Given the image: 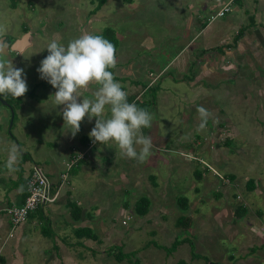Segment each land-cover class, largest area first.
Segmentation results:
<instances>
[{
	"label": "rangeland",
	"instance_id": "obj_1",
	"mask_svg": "<svg viewBox=\"0 0 264 264\" xmlns=\"http://www.w3.org/2000/svg\"><path fill=\"white\" fill-rule=\"evenodd\" d=\"M28 1L16 0V7L13 8L12 0H0V34L22 38L29 31L23 32L30 28L29 23L35 32L40 33L34 41L35 45L24 53L19 66L28 75V91H32L33 83L40 79L37 69L49 54L46 48L52 40L64 45L83 28L90 27V30L96 29L101 34L105 28L111 27L125 43L129 33H124L118 24H123L124 29L135 25L131 22L133 18L121 15L127 5L123 0L108 2V6L104 4L99 11L93 10L96 12L93 15L91 11L97 2L92 0H30L33 8L28 7ZM44 8L48 11L40 15L39 11H44ZM156 11L158 18H163V13L167 15L168 11H174L180 19L186 20L183 10L172 0H163ZM214 11L203 13L207 21ZM92 16L96 19L90 20ZM189 18L192 19V30L194 26L196 29L195 17L190 13ZM244 20L246 23V17ZM141 23L139 21L138 25ZM43 29H46L45 33ZM162 40L161 48L154 49L155 53L158 52L155 54L156 61L161 60L160 67L151 75L147 73L149 80L143 78L144 84L148 82L147 86L152 87L149 95H155L154 105L152 103L153 106L148 109L153 111L155 118L152 127L144 132L151 135L154 144L152 153L143 163L135 159H116V164L122 165L126 179L119 177L114 187L119 191L106 194L108 202L112 200V208L108 204L109 214L105 224L101 225L100 221V229L94 228L102 243L96 241L95 247L85 248L87 254L81 248L73 249L70 264H264V86H258L261 81H257L255 85L241 90L233 79L218 85L202 82L196 87L195 83H190L191 72H187L183 79L173 71L174 66H167L161 72L163 60H167L165 64L169 63V56L178 50L174 40L165 37ZM153 79L156 82L151 85ZM37 87L41 88L40 85ZM36 93L39 99H44V92ZM145 97L148 99V95ZM37 99L33 97L19 102L14 125H20V117L29 119L34 126L38 124V119H50L45 111L37 108ZM209 101L216 110L206 106L205 102ZM201 106L209 114L204 127H201L202 120L197 112ZM25 125L22 127L25 128ZM227 137H233L229 144ZM114 148L119 152L115 143ZM184 154L191 163L183 160L186 158ZM107 155L113 157L112 153ZM170 160L178 164V170L170 172V168L167 169L169 173L163 175V186L158 178L148 179V174L156 172L158 164L163 168L162 172L166 171L165 164ZM181 160L185 163L180 164ZM126 163L130 167L125 166ZM196 171L200 174L199 178H196ZM141 174H144L142 183L157 184L158 191L165 190V198L162 199L165 213L164 216L159 213L156 223L136 218L126 220L124 216L131 210L124 211L121 201L140 197L134 193L131 182L133 177ZM226 174L233 179L226 178ZM251 178L254 180L252 190L248 188ZM141 187L139 190H142ZM179 197L189 200L194 197L186 210L193 218L191 231H183L175 225L176 217L186 213L178 206ZM159 201L156 199V206H159ZM102 202L106 203L105 198ZM237 207H244V215L236 214ZM102 227L104 230H101ZM15 239L10 242L15 243ZM52 244L54 241L51 239L40 255L35 252L29 254L25 257V264H48L46 260L53 252ZM111 247L113 251L118 250L125 255L122 261L117 262L109 254ZM105 249L108 255L104 254Z\"/></svg>",
	"mask_w": 264,
	"mask_h": 264
},
{
	"label": "crops",
	"instance_id": "obj_2",
	"mask_svg": "<svg viewBox=\"0 0 264 264\" xmlns=\"http://www.w3.org/2000/svg\"><path fill=\"white\" fill-rule=\"evenodd\" d=\"M112 1L106 0L104 4L107 3L108 6V2ZM123 1L127 5L124 6V13L121 15L133 18L134 21L131 22L135 25L131 29H124L123 24H118L124 33H129L125 43L116 36V30L113 28L117 40L116 66L113 73L116 81L121 84L122 90L128 94L127 96L134 97V101L146 98L145 91L147 89L145 88L148 82L145 85L143 78L148 79V72L151 75L155 69H159L161 60L156 61L155 54L158 52L155 53L154 49L161 48L160 43H164L162 40L164 37L171 41L174 40L178 50L176 54L169 56V63L165 64L167 60H163L161 72H164L167 66H174L173 71L175 70L180 79H183L187 72H191L193 76L190 78V83L191 85L195 83L196 87H199L202 82L203 84L207 82L209 85H218L221 82H232L233 79L238 82L236 85L241 90L255 85L257 81H261V83H257L258 86H264V0H238L225 16L212 21H207L206 14L222 6L225 0H172L183 10L186 20L180 19V16L174 11H168L167 15L163 13V18H158L156 9L163 4V0ZM178 1L180 2L178 3ZM27 4L28 7L33 8L30 0ZM95 6L91 11L92 15L96 13L93 11ZM12 7H16V0H12ZM43 10L39 11L40 15L48 11L46 8ZM204 12L206 14L203 16ZM190 13L196 19V29L194 26L193 30L192 19L189 18ZM245 17L246 23L243 22ZM93 18L92 16L90 20ZM139 21L142 22L140 26L138 25ZM29 25L30 28L24 29L23 32L28 29L30 37L26 39V44L20 52L11 50L12 43L22 39L20 36L0 34V39L5 40L8 44L2 59L12 61L15 68H19L24 53L29 47L35 45L34 41L40 34L33 30L31 23ZM120 28L118 29L121 30ZM147 28L148 31H146ZM43 30L45 33L46 29ZM95 30H90V27L83 28L71 40L82 34L100 33ZM68 43L64 45L67 46ZM170 63L172 64L170 65ZM24 75L27 78L28 75ZM254 79L257 80L252 82ZM46 82L37 79L35 84L33 83L34 88L30 89L33 91L32 94L23 96L20 100V103H23L26 99L34 97L36 100L38 98L37 108L45 111L47 117L50 118L38 119V124L35 126L30 124L29 119L25 120L23 117H20V125L16 123L14 125L15 111L19 110L20 103L18 102L16 108L13 109L10 104L0 102V264H25V257L33 252L37 255L43 253L42 250L46 249L45 246L51 239L54 244L51 246L53 249L51 257L46 260L48 264H70V261H73L72 250L75 248H81L87 254L86 249L89 250L88 248L91 246L95 247L96 241L99 244L102 243V238L98 237L94 228L100 229V221L101 225L105 224L109 214L107 212L108 204L112 208V200L109 203L106 194L119 191V188L114 189L119 177L126 179L122 165H117L115 162L120 157L119 152L114 148L115 142L110 141L107 145L99 142L94 143L90 148L89 158L77 161L68 171L66 180H61L60 175L65 170V163L74 154L75 149H82L92 141L89 133L95 126L96 118L93 117L89 122L86 115L81 122L80 131L73 137L68 125L63 120L64 106L55 104L53 95L57 89L47 83L48 87ZM154 82L156 80L153 79L151 85ZM37 85H40L41 88H38ZM98 87L99 85L93 82L86 89H80L81 97L78 98V102H81L83 98L93 99V94ZM137 87H140L141 92L140 89L137 90ZM36 92H44V99H39ZM151 98L154 105L155 95H152ZM10 102L15 104L16 100L10 97ZM211 102H205L206 106L216 110L211 107ZM152 103L148 109L153 106ZM149 112L153 113V111ZM109 117L110 110L106 106L105 118ZM23 125L25 128L22 127ZM148 129L144 128L142 131L145 132ZM210 134H212V130ZM228 138L233 139V137ZM210 144L207 145V148ZM14 146L20 155L15 170H10L6 164ZM108 153H112L113 157L108 156ZM110 158L112 159L108 161ZM183 160H188L187 162L191 163L189 157ZM183 160L180 164L185 163ZM34 164L39 165L48 177L53 201L40 205L26 221L13 229L5 209L7 206L19 205L24 200L26 177ZM127 164L125 166L130 167ZM165 165L166 171L162 172L163 168L158 164L156 172L149 173L148 179L158 178L163 186L162 181H165L163 175L169 173L167 169L170 168V172H173L174 169L178 170V164H174L172 160L170 163L167 161ZM207 166L209 167L208 164ZM197 173L196 171V175L199 174ZM143 175L133 177L131 188L134 193L140 196L147 194L146 197L150 201L148 211L144 215L137 214L133 206L137 198H131V200L129 198L121 201L124 211L131 210L124 216L126 220L136 218L138 221L156 223L159 213L163 214L161 216H164L165 213L162 207L165 190L158 191L157 184L152 186L142 183ZM139 184L142 185L143 192L139 190ZM195 189L197 190V188ZM139 191L141 193H138ZM116 197L118 198L117 195ZM194 197L197 195L194 194ZM194 197L190 200L186 197L188 204L194 200ZM104 198L106 203L102 202ZM156 199L160 200L159 206L155 204ZM70 204L80 209L79 215L76 212H71ZM188 214L186 211L185 214L180 215L189 216L192 226L193 218ZM191 226L188 231H191ZM101 230L104 228L102 227ZM90 233H93L96 240L90 238ZM14 237H16L15 243H11L10 241ZM107 249L109 250V248ZM107 249L103 251L105 255H108ZM118 253L121 254V251ZM117 257L121 258L118 255ZM16 259L17 261H15Z\"/></svg>",
	"mask_w": 264,
	"mask_h": 264
},
{
	"label": "clouds",
	"instance_id": "obj_3",
	"mask_svg": "<svg viewBox=\"0 0 264 264\" xmlns=\"http://www.w3.org/2000/svg\"><path fill=\"white\" fill-rule=\"evenodd\" d=\"M7 47V42L0 39V57ZM46 49L49 54L41 61L37 72L40 79L57 89L53 95L55 104L64 106L63 120L72 136L80 131L86 115L89 122L95 117V126L89 133L93 143L107 145L110 141L115 142L121 158L145 162L154 144L151 135H145L142 129L152 127L154 114L129 103L128 94L115 80L114 73L109 71L116 66L114 45L101 35L82 34L69 41L67 46L52 40ZM93 82L99 85L94 98H83L78 102L80 89H86ZM27 91L24 69L15 68L12 61L0 58V95L19 98ZM106 106L110 110L109 118H105ZM197 112L202 120L201 127H204L209 114L202 106ZM19 155L14 146L6 167L15 170Z\"/></svg>",
	"mask_w": 264,
	"mask_h": 264
},
{
	"label": "built area",
	"instance_id": "obj_4",
	"mask_svg": "<svg viewBox=\"0 0 264 264\" xmlns=\"http://www.w3.org/2000/svg\"><path fill=\"white\" fill-rule=\"evenodd\" d=\"M236 1L237 0H225L222 6L217 8L210 16V21L225 16V14L234 7ZM93 144V141H90L88 145L84 146L82 149H75L74 154L65 163L64 172L60 175L62 181L66 180L68 171L77 161L89 158V151ZM26 190V198L21 204L8 206L5 209L6 216L13 229L26 221L28 215L39 205L53 201V195L50 194L49 179L43 169L37 164L32 166L26 178Z\"/></svg>",
	"mask_w": 264,
	"mask_h": 264
},
{
	"label": "trees",
	"instance_id": "obj_5",
	"mask_svg": "<svg viewBox=\"0 0 264 264\" xmlns=\"http://www.w3.org/2000/svg\"><path fill=\"white\" fill-rule=\"evenodd\" d=\"M92 1H96L97 3H96V6H95V9H99L104 3H105V1L106 0H92ZM237 2V1H236ZM94 9V10H95ZM95 35H101V36H103L105 39H107L108 41H110L113 45H114V47H115V49L117 48L116 46H117V40H116V37H115V33H114V30L111 28V27H107V28H105L104 30H103V32H101V34L99 33V34H95ZM109 71H112L113 72V68L112 69H109ZM114 78H115V80H116V77L114 76ZM145 89H147L146 91H145V95H147L148 94V99H143V98H141V99H137V100H135L134 101V97H131V96H127V100H128V102L129 103H132L133 101H134V103L137 105V107H140V108H144V109H147L148 110V108H149V106H150V104L153 102V99L151 98L152 97V95H149V93H150V91L152 90V87H150V85L149 86H146V88ZM29 94H32V91H27L26 93H25V95L24 96H27V95H29ZM10 97L11 98H13L11 95H6L5 96V98H4V100L8 103V104H10L11 106H12V108L13 109H15L16 108V106H17V104H18V102H20V100H21V97H19V98H13V99H15L16 100V102H15V104H13L12 102H10ZM227 144H229V143H231V140L227 137ZM198 174V173H197ZM199 175V174H198ZM198 175H196L197 176V178H199L200 176H198ZM226 178H229V179H233V177L231 178V175L229 176V174H226ZM248 188L249 189H254V180H252V178L251 179H249L248 180ZM25 195V198H26V195H27V190H26V194H24ZM25 198H24V200H25ZM23 200V201H24ZM22 201V202H23ZM188 200H187V198L186 197H179L178 199H177V203H178V206L180 207V209H182V210H186L187 208H188V202H187ZM21 202V203H22ZM20 203V204H21ZM149 203H150V201H149V199L147 198V197H145V196H140V197H138L135 201H134V204H133V206H134V211L137 213V214H140V215H144V214H146L147 213V211H148V207H149ZM40 206V205H39ZM38 206V207H39ZM8 207V206H7ZM37 207V208H38ZM36 208V209H37ZM70 208H71V212H76V214L77 215H79L80 214V209L79 208H77L76 206H74V205H71L70 204ZM35 209V210H36ZM34 210V211H35ZM33 211V212H34ZM244 213H245V209H244V207H237V209H236V214L238 215V216H242V215H244ZM31 214V213H30ZM29 214V215H30ZM29 215H28V217H29ZM28 217H27V219H28ZM175 225L177 226V227H181V229L183 230V231H188V229L190 228V226H191V218L189 217V216H187V215H180V216H178V218L176 219V222H175ZM94 235H93V233H90V238L92 239V240H96V238L94 237ZM109 254L110 255H112V256H114V259L117 261V262H119V261H121L124 257H125V255L124 254H120V253H118V250H115V251H113V248H111V251L109 252ZM117 255L118 256H120L121 258H118L117 257ZM180 263V262H179Z\"/></svg>",
	"mask_w": 264,
	"mask_h": 264
},
{
	"label": "water",
	"instance_id": "obj_6",
	"mask_svg": "<svg viewBox=\"0 0 264 264\" xmlns=\"http://www.w3.org/2000/svg\"><path fill=\"white\" fill-rule=\"evenodd\" d=\"M28 37H30V32H26L22 39L18 40V42L12 43L11 50L15 52H20L23 46L26 44L25 41ZM0 102L6 104L3 95H0Z\"/></svg>",
	"mask_w": 264,
	"mask_h": 264
}]
</instances>
